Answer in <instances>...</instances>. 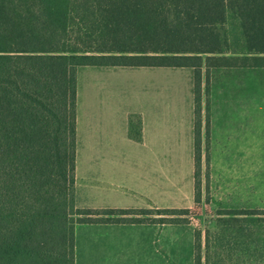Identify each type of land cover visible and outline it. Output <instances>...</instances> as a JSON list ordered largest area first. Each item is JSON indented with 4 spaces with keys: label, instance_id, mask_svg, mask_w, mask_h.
Returning <instances> with one entry per match:
<instances>
[{
    "label": "trees",
    "instance_id": "obj_1",
    "mask_svg": "<svg viewBox=\"0 0 264 264\" xmlns=\"http://www.w3.org/2000/svg\"><path fill=\"white\" fill-rule=\"evenodd\" d=\"M236 62L264 66V0H0V264H75L77 223L177 211L75 205L79 67L191 68L197 101Z\"/></svg>",
    "mask_w": 264,
    "mask_h": 264
},
{
    "label": "crops",
    "instance_id": "obj_2",
    "mask_svg": "<svg viewBox=\"0 0 264 264\" xmlns=\"http://www.w3.org/2000/svg\"><path fill=\"white\" fill-rule=\"evenodd\" d=\"M88 67L102 70L137 68L140 69L137 78L143 79L144 84L139 86L135 105L132 108L122 97L119 96L117 99L103 93L90 99V109L86 110L78 101V75L81 67L78 68L74 168L76 206H83L81 201L87 194L95 199L93 205L95 208L159 207L155 198L162 192L169 194L174 188L171 185L174 175L171 176L170 163L161 166L160 159L169 157V151L175 150L178 140L185 142L190 152L192 194L196 149L199 167L203 156L201 150L206 143H220V149L226 150L228 158L231 159L241 149L245 153L251 149L255 113L252 111L253 117L250 105L248 109L244 106V110H241V99L237 88L232 94L224 95V99L221 100L222 110H217L218 114L213 115L207 110L208 103L203 101L202 78L200 93L197 101L195 100L191 68ZM156 68H169L165 70L177 76L186 70L184 77L179 76L186 82L184 92L179 96L175 85H164V92L160 94V88L157 89L155 81L153 86H149L154 79L150 76L159 74ZM88 79L89 83L101 82L97 80L99 77ZM114 100L116 109H111L110 103ZM133 115L139 120L138 139L129 135V118ZM215 133L217 137L214 136ZM198 179L200 182L199 176ZM132 196H139L144 201L129 204V198ZM172 227L176 225L155 221L77 223L74 228L75 264H139L136 262V260L140 261L139 258L143 259L142 264H171L167 260L169 255L166 253L174 246L175 238L172 237L171 232L164 235L165 233L161 231L165 228L170 230ZM161 235L164 237L161 238ZM190 239L192 242V235Z\"/></svg>",
    "mask_w": 264,
    "mask_h": 264
},
{
    "label": "rangeland",
    "instance_id": "obj_3",
    "mask_svg": "<svg viewBox=\"0 0 264 264\" xmlns=\"http://www.w3.org/2000/svg\"><path fill=\"white\" fill-rule=\"evenodd\" d=\"M117 69L88 66L79 69L78 101L81 106L90 109L89 100L103 93L117 99L122 97L131 108L135 105L137 90L144 84L143 79L137 78L140 69ZM165 69L169 68L155 69L159 74L150 76L154 79L149 86L155 81L162 94L164 85H175L180 96L186 82L179 76L184 77L186 70L177 76ZM89 77H99L97 80L101 82L89 83ZM202 81L203 101L208 103L205 110L213 115L222 110L224 95L232 94L236 88L241 110L250 105L251 113H255L251 149L246 153L241 149L231 159L226 150L220 149V143H206L201 150V166L194 164L200 185L198 190L193 187L192 194L190 152L185 142L178 140L175 150L167 152L169 157L160 159L161 166L170 163L174 188L169 194L162 192L155 198L159 204L156 208L177 211L139 217H163L164 223L176 225L161 231L164 235L171 232L175 238L174 246L166 253L171 264H191V260L192 264H264V66L236 62L212 67L210 79L206 81L202 72ZM114 102L110 103L111 109H116ZM214 136L217 137L216 133ZM94 200L86 194L81 207L95 208ZM143 201L139 196L129 198V204ZM139 259L136 262L142 264L143 259Z\"/></svg>",
    "mask_w": 264,
    "mask_h": 264
}]
</instances>
